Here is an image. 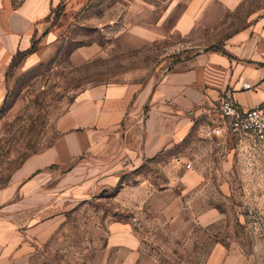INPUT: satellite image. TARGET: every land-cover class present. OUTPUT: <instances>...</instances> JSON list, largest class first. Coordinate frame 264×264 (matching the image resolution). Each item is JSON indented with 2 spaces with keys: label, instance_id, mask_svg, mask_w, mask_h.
I'll list each match as a JSON object with an SVG mask.
<instances>
[{
  "label": "rangeland",
  "instance_id": "374dc122",
  "mask_svg": "<svg viewBox=\"0 0 264 264\" xmlns=\"http://www.w3.org/2000/svg\"><path fill=\"white\" fill-rule=\"evenodd\" d=\"M129 1L62 0L36 32L33 58L25 55L10 64L0 80V192L9 194L20 185L14 184V174L54 142L56 119L87 88L156 81L194 52L186 49L192 40L174 33L156 42L130 35L123 21ZM260 2L246 0L242 18ZM50 31L56 42L44 46ZM91 42L101 45L99 55L74 63V49ZM213 121L208 123L217 126L219 117ZM184 148L180 161L173 153L128 165L123 157L112 156L106 165L118 159L115 169L100 170L101 164L94 162L89 168L78 166L71 178L54 168L41 200L46 207L30 221H48L43 232L49 233L34 236L27 264H208L215 246L238 264H264V150L248 139L217 132L192 135ZM195 150L200 151L198 159ZM183 170L201 171L195 191L186 193ZM174 197L197 215L215 210V219L199 224L187 237L171 234L159 224L164 216L157 214ZM150 219L156 226H149ZM116 222L136 229L141 242L137 255L109 246L110 226Z\"/></svg>",
  "mask_w": 264,
  "mask_h": 264
},
{
  "label": "crops",
  "instance_id": "0c3cea01",
  "mask_svg": "<svg viewBox=\"0 0 264 264\" xmlns=\"http://www.w3.org/2000/svg\"><path fill=\"white\" fill-rule=\"evenodd\" d=\"M61 1L0 0V80L16 55L31 49L36 32ZM244 2L129 1L123 21L130 35L156 42L174 33L192 40L186 49L194 52L180 58L156 81L93 85L60 114L54 142L27 159L14 174V184L20 183L16 189L10 188L9 194L0 192V264H27L34 236L49 233L43 232L48 221H30L46 207L41 200L54 168L66 172L63 178H71L78 166L89 168L94 162L101 164L100 170H110L120 162L119 157L132 165L175 153L174 158L180 161L190 136L211 137L216 132L217 126L208 122L218 119L217 107L223 98L242 110L264 106V0L242 18ZM44 36V46H53L54 33ZM100 46L95 42L81 45L71 59L76 64L88 61L99 55ZM33 56L27 54L26 58ZM193 153L195 159L201 155L200 151ZM112 156L118 159L106 165ZM181 174L187 182L186 193L199 187L201 171L183 170ZM10 200L14 203L7 205ZM158 210L157 215L165 219L159 223L161 227L178 237L191 235L196 226L209 224L216 217L211 208L197 215L180 197ZM16 219L21 224L17 225ZM150 221L149 226H156ZM108 244L135 255L141 246L136 229L126 222L112 223ZM207 263L238 264L220 246L214 247Z\"/></svg>",
  "mask_w": 264,
  "mask_h": 264
},
{
  "label": "built area",
  "instance_id": "2783aa9c",
  "mask_svg": "<svg viewBox=\"0 0 264 264\" xmlns=\"http://www.w3.org/2000/svg\"><path fill=\"white\" fill-rule=\"evenodd\" d=\"M219 123L217 134L237 139H248L258 149L264 150V106L242 110L233 101L223 98L217 107ZM187 168L190 165H186Z\"/></svg>",
  "mask_w": 264,
  "mask_h": 264
},
{
  "label": "trees",
  "instance_id": "16d2710c",
  "mask_svg": "<svg viewBox=\"0 0 264 264\" xmlns=\"http://www.w3.org/2000/svg\"><path fill=\"white\" fill-rule=\"evenodd\" d=\"M57 8H59V6L57 7ZM57 13H55V18H57ZM34 52V46H32L31 47V49H29L28 51H26V52H23V53H18L17 55H16V58H18V59H21V58H23L25 55H27V54H31V53H33ZM16 59H14V61H15ZM14 64V62L12 61V63H11V65H13Z\"/></svg>",
  "mask_w": 264,
  "mask_h": 264
}]
</instances>
